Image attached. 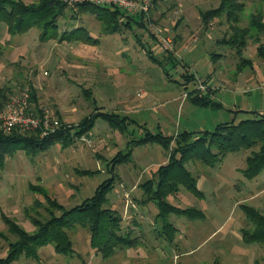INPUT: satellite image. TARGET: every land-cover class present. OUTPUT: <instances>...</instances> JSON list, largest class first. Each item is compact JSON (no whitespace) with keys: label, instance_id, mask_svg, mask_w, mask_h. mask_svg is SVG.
<instances>
[{"label":"rangeland","instance_id":"374dc122","mask_svg":"<svg viewBox=\"0 0 264 264\" xmlns=\"http://www.w3.org/2000/svg\"><path fill=\"white\" fill-rule=\"evenodd\" d=\"M140 1L151 3L145 26L140 24L141 18L129 24L131 13L126 12L129 17L122 21L128 25L122 23L117 34L108 33L89 12L65 10L60 30L64 33L83 25L98 40L94 45L58 39L43 43L38 29L11 36L5 25L0 26V89L11 87L15 94L20 93L23 83L31 80L41 106L60 117L66 128L62 131L75 132L85 119L101 112L119 115L127 126L124 131L100 118L75 143H57L35 156L21 150L4 157L0 232L7 238H0L1 258L7 257L9 244L16 239L3 216L34 233L35 217L44 221L52 211L61 213L52 209L42 190L70 210L116 175L110 204L123 215L124 230L131 229L134 237L141 238L140 245L104 259L91 247L88 230L78 227L69 230L75 249L72 257L59 254L49 244L39 249L38 258L23 255L13 264H264V243H245L242 237V229L248 226L244 207L264 213V172L252 180L244 174L249 150L229 153L213 167L187 164L203 196L182 185L168 202L179 209L195 208L205 217L169 213L167 219L177 230L173 240L171 230H164L158 218L157 205L144 202L142 189L168 164L181 133L214 131L220 124L253 118V112L264 113L260 43L249 40L238 54L222 42L232 34L225 17L216 19L208 29L204 26L200 11L217 7L219 0ZM241 1L246 10L238 27L244 29L250 25L251 14L264 12V0ZM166 38L172 40L170 50L163 48ZM150 53L162 60L164 68ZM171 55L176 57L173 62ZM184 73H195L196 82H186ZM202 83L208 87L205 91L198 88ZM196 89L220 106L195 105L187 95ZM148 132L173 136L170 149L157 142L134 146ZM130 147L132 161L119 165L113 175L112 159ZM123 180L128 187H121ZM138 183L141 188L134 189Z\"/></svg>","mask_w":264,"mask_h":264},{"label":"trees","instance_id":"16d2710c","mask_svg":"<svg viewBox=\"0 0 264 264\" xmlns=\"http://www.w3.org/2000/svg\"><path fill=\"white\" fill-rule=\"evenodd\" d=\"M219 1L217 7L200 11L204 26L208 29L216 19L225 17L232 29V34L229 37L225 36L222 42L237 49L238 54H242L248 45V41L253 40L255 43H260L258 54L260 57H264V45H261L264 35L263 10L251 14L250 25L242 29L238 27V24L246 10V3L241 0ZM158 2L159 0H153L154 4ZM69 8L73 9L74 12H89L94 15L105 27V30L111 34L119 33L122 23L128 25L126 21H122V18L128 15L117 7L101 6L89 2L70 7L61 0H36L31 3L25 0H0V26L5 25L11 36L38 29L39 39L43 43L56 39L62 42H80L89 45L97 43L98 40L84 26L64 33L60 30L59 21L65 10ZM148 12L135 13L136 15L129 14L132 19L129 20V24L134 19L141 18V21H144L140 24L145 26ZM214 57L215 55H213ZM150 58L164 68L165 64L158 57L152 56L150 53ZM175 58L171 55L172 62L175 61ZM183 77L188 83L196 82L195 73H184ZM22 86L23 91L16 94L11 87L0 89V112L7 108L15 96L21 95L28 89L33 112L35 115H40L43 106H41L33 82L28 79ZM187 97L198 106L212 108L220 106L210 95L197 89L190 92ZM253 113V118L242 120L239 123L220 124L214 131H205L200 134H193L188 131L181 133L178 146L173 148L172 153H170L168 164L159 168L155 180L148 181L142 186L145 196L144 202L146 204L153 202L157 205L158 218L162 220L164 230H171L172 240L177 230L167 219L169 213L173 211L174 213L185 214L192 219H197L199 216L205 217L203 212L195 208L179 209L171 206L168 202V198L176 195L182 185L196 196H203L195 176L187 168L189 162H200L207 167H213L221 163L229 153L249 150L250 155L247 159V168L244 171L245 176L252 180L264 172V113ZM100 118L109 122L112 127H120L126 131L127 126L123 124L126 119L108 112H101L94 117L85 119L80 123L79 128L75 129V132L69 129L45 137H41L40 131L23 132L13 129L6 132L0 129V166L4 164V157L21 150L28 155L35 156L57 143H62L64 146L75 143V138L91 132L96 121ZM172 140L173 136L165 135L162 132H148L146 136L137 140L134 146L157 142L168 150ZM132 153L133 149L130 147L112 159L110 165L113 175L119 165L132 161ZM115 180L116 175L100 184L91 198H87L82 204L70 210L59 205L49 197L45 190H42L41 194L46 197L52 209L57 208L61 213L55 214L52 211L50 218L44 221L35 217L34 224L37 231L31 234L19 227L9 217L3 216L10 233L15 235L16 239L10 242L7 257H0V264H13L23 255L27 258H38L39 249L49 244H54L55 250L59 254L72 257L75 254V249L69 230H76L78 227L88 230L91 236V247L97 250L104 259L112 258L120 249L140 245L141 238L134 237V232L131 229L124 230L123 215L110 204L109 194L114 189ZM35 191L38 190L35 189ZM244 211L248 226L242 229L243 241L249 244L264 243V213L251 206H245ZM0 238L6 239L7 236L0 232Z\"/></svg>","mask_w":264,"mask_h":264},{"label":"built area","instance_id":"2783aa9c","mask_svg":"<svg viewBox=\"0 0 264 264\" xmlns=\"http://www.w3.org/2000/svg\"><path fill=\"white\" fill-rule=\"evenodd\" d=\"M70 7L78 6L86 2L101 6L117 7L128 13L148 12L150 1L140 0H61ZM172 40H164V49L172 48ZM199 90L205 91L208 87L205 84L199 85ZM30 91L26 90L21 95H17L9 103L7 108L0 112V129L10 132L18 129L23 132L40 131L41 136H50L58 131L66 129L58 114L48 107H42V113L35 115L30 103Z\"/></svg>","mask_w":264,"mask_h":264},{"label":"crops","instance_id":"0c3cea01","mask_svg":"<svg viewBox=\"0 0 264 264\" xmlns=\"http://www.w3.org/2000/svg\"><path fill=\"white\" fill-rule=\"evenodd\" d=\"M80 26H83V25H80ZM77 27H79V26L76 25L75 27L71 28L70 30H73V29H75V28H77ZM84 27H85V26H84ZM86 28H87V27H86ZM87 30H89V29L87 28ZM76 43H80V42H76ZM81 44H83V43H81ZM85 45H89V44H85ZM140 179H141V177L138 179V182H140ZM122 182H123V183L120 184L122 188L128 187V183H127V182H125L124 180H123ZM137 186H139V183H138V185L134 186V189H136ZM139 187H140V186H139ZM139 187H138V188H139ZM140 188H141V187H140ZM115 208H116V206H115Z\"/></svg>","mask_w":264,"mask_h":264}]
</instances>
